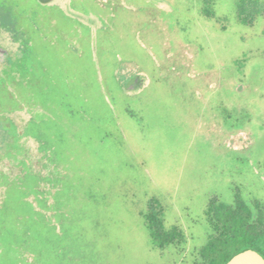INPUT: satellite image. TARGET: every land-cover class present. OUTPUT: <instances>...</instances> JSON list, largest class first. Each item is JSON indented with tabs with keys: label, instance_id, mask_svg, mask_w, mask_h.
<instances>
[{
	"label": "rangeland",
	"instance_id": "1",
	"mask_svg": "<svg viewBox=\"0 0 264 264\" xmlns=\"http://www.w3.org/2000/svg\"><path fill=\"white\" fill-rule=\"evenodd\" d=\"M0 1L14 6L29 36L16 54L19 45L5 34L1 41L28 97L55 117L68 97L85 113L69 120L65 143L52 128L54 225H39L29 246L21 230L7 231L0 264H193L211 232L204 213L211 195L231 202L238 189L264 202L263 14L239 22L236 0H216L212 16L202 0H88L87 13L77 0ZM58 9L89 24L79 52L69 36L77 24ZM7 74L0 110L25 117L29 110L9 106ZM137 75L143 86L131 90ZM152 197L165 226L181 227L183 243L152 244L142 217Z\"/></svg>",
	"mask_w": 264,
	"mask_h": 264
},
{
	"label": "trees",
	"instance_id": "2",
	"mask_svg": "<svg viewBox=\"0 0 264 264\" xmlns=\"http://www.w3.org/2000/svg\"><path fill=\"white\" fill-rule=\"evenodd\" d=\"M215 1L202 0L206 15H213L211 9ZM235 8L238 21L252 25L258 16L264 15V0H236ZM7 21L6 15H1L0 28L3 29ZM27 37L23 41L24 45L30 43ZM16 40H19L18 37ZM20 48L14 54L22 50ZM11 59L8 63H11ZM13 78V82H4L2 85L6 92L8 86H12L15 91L9 106L12 110L23 109L30 113L24 117L8 114L10 109L0 110L4 114L0 115V162H8L7 165L0 164V242L10 241L6 234L21 230L25 236L23 240L29 246L28 243L37 239L35 231L39 225H54L59 209L55 206L60 179L56 147L50 139L52 128L60 132L54 139H58L59 144L65 143L69 120L84 116L85 113L81 109V102L77 105L81 108H77L64 95L63 98L68 97L69 100L58 102L54 109L58 117H55L38 99L28 97V83L23 75L14 72ZM139 87L129 89L136 90ZM37 108L41 110L40 113H36ZM28 138L31 140L28 141ZM204 213L211 232L205 244L197 250L193 264H226L234 254L247 248L258 251L264 257L260 250L261 246L264 247V202L261 199L248 198L238 189L231 202L213 194L209 197ZM142 217L155 247L163 249L185 241L181 227L165 226L164 209L158 199L152 197L148 200Z\"/></svg>",
	"mask_w": 264,
	"mask_h": 264
},
{
	"label": "flooded vegetation",
	"instance_id": "3",
	"mask_svg": "<svg viewBox=\"0 0 264 264\" xmlns=\"http://www.w3.org/2000/svg\"><path fill=\"white\" fill-rule=\"evenodd\" d=\"M40 2L41 5H46V3H48L50 0H38ZM79 2V6L81 4V6L78 8L81 10H83L84 13H87L89 11V3L88 0H77L76 3ZM14 6H9V5H4L2 4V2L0 1V16L1 15H6V19H8V21L6 22V26L2 29L0 28V47L4 46L7 48L9 55L6 58V60L4 62L0 61V78H5L6 75H8L7 73H11V75H13L14 70H13V66L8 63V60H10L13 56L12 54V50L3 45L2 44V39L3 37L6 36L7 39H9V41L15 42L17 45L21 46L20 49L23 48V41L26 39H28L27 37V33L25 31H22V26L20 24H18V18L19 15H14V10L13 9ZM59 10V9H58ZM59 12L62 14V17L67 18L73 22H76L77 25L73 26L72 28H77V31L75 30L76 36L74 34H69L70 38V43L71 40L73 41L72 44L75 45L74 48L77 47V51L79 52L81 49V46L83 47V44H85V40L89 39V34H90V27L88 22H85L84 20H74L73 17L66 15L64 13H62L60 10ZM21 16V15H20ZM23 20L25 21V18H28V21L31 22V19L29 17H27L25 15V13L23 12L22 14ZM41 20L39 19V17H37L35 19V23H31L32 26H34L36 28V33L37 30L39 32L40 29H42V25H41ZM14 24V26H13ZM13 27L14 30H13ZM17 31V32H16ZM17 33V34H16ZM5 34V36L3 35ZM18 37V41L16 40ZM83 43V44H82ZM89 46V44H88ZM76 54V53H75ZM78 55V54H77ZM90 57V55L87 54V57ZM12 60V59H11ZM140 77V81H141V85L143 84V80L141 79L140 75H137ZM135 76L132 80L131 83L135 80V78L137 77ZM140 85V87H141Z\"/></svg>",
	"mask_w": 264,
	"mask_h": 264
},
{
	"label": "water",
	"instance_id": "4",
	"mask_svg": "<svg viewBox=\"0 0 264 264\" xmlns=\"http://www.w3.org/2000/svg\"><path fill=\"white\" fill-rule=\"evenodd\" d=\"M9 52L6 48L0 47V61L4 62L8 57ZM141 85L140 77L137 76L135 80L129 85L133 89ZM226 264H264V257L252 248L243 249L234 254Z\"/></svg>",
	"mask_w": 264,
	"mask_h": 264
}]
</instances>
